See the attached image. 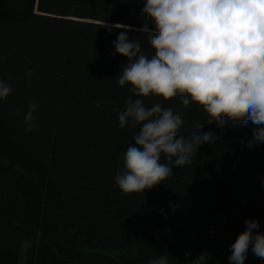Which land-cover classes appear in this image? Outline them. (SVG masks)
<instances>
[{
  "label": "trees",
  "instance_id": "16d2710c",
  "mask_svg": "<svg viewBox=\"0 0 264 264\" xmlns=\"http://www.w3.org/2000/svg\"><path fill=\"white\" fill-rule=\"evenodd\" d=\"M144 0H0V264H230L245 220L264 233V143L249 146L251 127L207 123L195 104L149 96L218 139L192 163L143 193L124 194L115 176L138 128L119 127L130 95L114 54L124 28L152 54L141 14ZM154 28L152 22H147ZM32 69L31 79L25 73ZM30 103L36 130L25 131ZM161 162H165L162 158ZM170 205H176L175 210ZM163 210V211H161ZM191 253L187 258L185 253ZM244 264H264L249 248Z\"/></svg>",
  "mask_w": 264,
  "mask_h": 264
},
{
  "label": "clouds",
  "instance_id": "9594fccd",
  "mask_svg": "<svg viewBox=\"0 0 264 264\" xmlns=\"http://www.w3.org/2000/svg\"><path fill=\"white\" fill-rule=\"evenodd\" d=\"M141 14L145 23L137 31L146 34L152 54L142 48L141 39H129L130 26L118 25L125 31L113 42L114 54L127 59L118 85L129 86L130 92L119 127L139 126L134 144L123 152L124 171L115 176L124 194L159 185L173 175V167L190 165L200 145L218 139L211 131L201 133L202 123L190 136L180 134L184 120L178 112L161 103L146 106L143 98L179 97L184 107L202 108L207 123L251 127L250 147L264 143V0H144ZM32 74L28 69L25 76L31 79ZM11 92L0 79V100ZM37 109L30 103L24 114L26 132L38 127ZM245 225L230 246V264H244L249 248L264 259V233L253 231L259 221L245 220ZM148 264H169L168 254ZM192 264H205V253Z\"/></svg>",
  "mask_w": 264,
  "mask_h": 264
},
{
  "label": "rangeland",
  "instance_id": "374dc122",
  "mask_svg": "<svg viewBox=\"0 0 264 264\" xmlns=\"http://www.w3.org/2000/svg\"><path fill=\"white\" fill-rule=\"evenodd\" d=\"M28 246V244L27 243H23L22 244V254H21V257H20V259H19V261H18V263L17 264H24L25 263V259H24V250H25V248Z\"/></svg>",
  "mask_w": 264,
  "mask_h": 264
}]
</instances>
